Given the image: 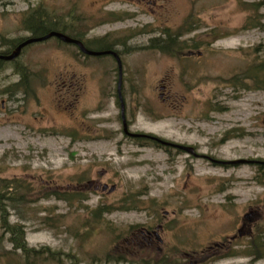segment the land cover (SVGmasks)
Masks as SVG:
<instances>
[{
  "label": "rangeland",
  "instance_id": "rangeland-1",
  "mask_svg": "<svg viewBox=\"0 0 264 264\" xmlns=\"http://www.w3.org/2000/svg\"><path fill=\"white\" fill-rule=\"evenodd\" d=\"M37 7L72 14L77 33L124 52L131 131L257 163H213L128 137L109 55L83 56L57 38L33 43L0 62V182L34 188L7 212L29 247L60 259L35 264H264L253 256L259 246L264 254V0H0V52L4 38L32 36L21 20ZM191 43L204 55L187 56ZM64 81L79 95L65 97ZM9 250L6 236L0 264Z\"/></svg>",
  "mask_w": 264,
  "mask_h": 264
},
{
  "label": "trees",
  "instance_id": "trees-1",
  "mask_svg": "<svg viewBox=\"0 0 264 264\" xmlns=\"http://www.w3.org/2000/svg\"><path fill=\"white\" fill-rule=\"evenodd\" d=\"M23 14L24 16L21 20L22 26L24 29L31 32L32 36L34 37L43 36L53 30L65 32L69 35H72L73 37H79L81 34L80 31L77 33V26L72 22V14L69 17V20L66 21L60 17H55L54 14H48L47 11L42 7L32 8ZM170 37H173V35L170 34ZM25 39H27V37H20L15 39L4 38L3 44H6L8 48L2 53L10 52L14 47H16ZM99 42L104 45L107 44L106 39L100 40ZM159 46L164 51L170 50V39H166L165 43ZM2 63L4 62L2 61ZM261 72L262 71L259 68V75L261 74ZM253 73L255 72L253 71ZM256 80L258 86L257 88L264 89V79H262L261 77H257ZM23 187L26 191H34V188L28 187L26 183L25 185H23L21 181H18V179H3L2 182H0V223L3 231L0 241L2 240L3 242V240L7 236V240L12 244V250L5 251L3 253V257L7 258L8 264H35L37 262L36 260L47 254L52 259L60 260L59 258H57L56 253L48 247H43L41 249L29 247L26 240L25 226L10 223L7 212L8 205H14L15 202L23 201ZM67 194L75 196L76 194H79V192H68ZM53 195H57L59 198L64 197V195H59L58 193H53ZM262 252L263 250L259 246V248H257L253 253V256L259 259L263 258L264 254Z\"/></svg>",
  "mask_w": 264,
  "mask_h": 264
},
{
  "label": "flooded vegetation",
  "instance_id": "flooded-vegetation-1",
  "mask_svg": "<svg viewBox=\"0 0 264 264\" xmlns=\"http://www.w3.org/2000/svg\"><path fill=\"white\" fill-rule=\"evenodd\" d=\"M176 35H173V37H170V35H169L167 39H170V42H171L172 40H174V38L176 37ZM86 36H87V33H84L83 32V33L80 34L79 37H75V38L81 40L84 43V45L86 46V48H88L90 50H95V51L113 50V51H115L118 54L119 58L121 59L122 66H123V69H124L125 61L123 60V57H124L125 54H124L123 51L119 50L118 48H115L117 44H115L113 42H110L108 40V37L107 36H104V37H101V38H98V39H96V38L95 39L86 38ZM133 37H134V35H131L126 40L124 39V41H122V45H126L127 44V40H130ZM104 39L107 40V44L106 45H104V44L97 45L96 44L98 41L104 40ZM153 42H156V41L155 40H152V42L150 43V45L151 44L153 45ZM193 43H191L192 47L188 46V48H187V50H188L187 56H189V57H194V56L201 57V56H203L204 55V51H202V47H200V45L198 43H195V44H193ZM118 44H120V43H118ZM71 46H74L76 48V50H78L79 53L82 54L83 56H88V55L84 54L76 44H73ZM106 55H109L111 57V60L112 61H115L116 64H117V67L119 68V64L117 62V57L114 54H112V53H108ZM103 56L104 55H102L101 57H103ZM117 86H118V80L116 81V88H117ZM62 87L66 88V91L64 92L65 93V97L70 96L72 93H75V95H79V91L81 90V89H79V86L74 85V83H72V82L70 84H67L66 81L63 82ZM160 88H162L161 89L162 92L160 93V97L164 100V102H168V100H170V96L169 95H166V93L164 92V90L166 88V84L163 83L160 86ZM121 93H122V97H123V99L125 101L124 81H123V84H122ZM111 96H114V95L112 94ZM115 97L117 98V103L119 104V107H120V110H121V105H120V102H119L118 92L115 94ZM72 104L74 105V102ZM125 104H126V102H125ZM68 106L70 107V109H72V107L70 105H68ZM126 116H127V114H126ZM120 120H121V123H122V126H123V130H121V131L124 132V121L122 119L121 111H120ZM127 123L129 125V128H130V126H131L130 119L129 120L127 119ZM148 140H150V139H148ZM151 141H153V140H151ZM168 147H171V146H168ZM171 148H174V147H171ZM174 149H176V148H174ZM176 150H178V149H176ZM93 183H94L93 181H89L88 188H90L93 185ZM105 185H107V184L101 185L100 182H95V187L94 188H95V190H98V189H100V187H102V189L105 190V189H107V188H104ZM74 190L81 191L80 188H71V189H68V191H74ZM246 217H248V218L251 217L252 218V216L250 214L246 215ZM242 226L245 227V223Z\"/></svg>",
  "mask_w": 264,
  "mask_h": 264
},
{
  "label": "water",
  "instance_id": "water-1",
  "mask_svg": "<svg viewBox=\"0 0 264 264\" xmlns=\"http://www.w3.org/2000/svg\"><path fill=\"white\" fill-rule=\"evenodd\" d=\"M51 37H56L58 38L59 40L63 41V42H66V43H75L77 45H79V47L81 48V50L86 53V54H89V55H101V54H106V53H112L114 54L117 58H118V62H119V83H118V93H119V97H120V101H121V106H122V115L124 117V123H125V132L128 134V135H131V136H144V137H150L156 141H158L159 143L161 144H165V145H172L174 147H177L179 149H182L186 152H188L189 154H192L194 156H201L199 155L195 148L193 146H189V145H184V144H179V143H174V142H170V141H167V140H164L160 137H157V136H152V135H148V134H139V133H132V132H129L128 130V126H127V123H126V119H125V103H124V99L122 97V94H121V88H122V81H123V67H122V63H121V60L118 56V54L114 51H102V52H98V51H92V50H89L87 49L84 44L80 41V40H77L61 31H56V30H53V31H50L49 33L43 35V36H40V37H29L27 39H25L24 41H22L21 43H19L13 50L11 53L9 54H0V59L1 60H6V61H12L14 59H16L22 52L23 48L26 47L27 45L29 44H32V43H35V42H41V41H44V40H47ZM205 156V155H204ZM216 161V160H214ZM218 162H221V161H218ZM247 162H254V161H248L246 159H238V160H232V161H228V162H223V163H229V164H240V163H247ZM104 188H107V186H105ZM116 186L113 185L110 189V191H113L115 190Z\"/></svg>",
  "mask_w": 264,
  "mask_h": 264
}]
</instances>
